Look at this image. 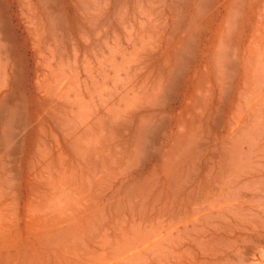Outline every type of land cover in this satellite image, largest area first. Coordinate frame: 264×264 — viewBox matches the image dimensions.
<instances>
[{"label": "bare ground", "instance_id": "bare-ground-1", "mask_svg": "<svg viewBox=\"0 0 264 264\" xmlns=\"http://www.w3.org/2000/svg\"><path fill=\"white\" fill-rule=\"evenodd\" d=\"M264 264V0H0V264Z\"/></svg>", "mask_w": 264, "mask_h": 264}, {"label": "rangeland", "instance_id": "rangeland-1", "mask_svg": "<svg viewBox=\"0 0 264 264\" xmlns=\"http://www.w3.org/2000/svg\"><path fill=\"white\" fill-rule=\"evenodd\" d=\"M254 264H256V263H254Z\"/></svg>", "mask_w": 264, "mask_h": 264}]
</instances>
